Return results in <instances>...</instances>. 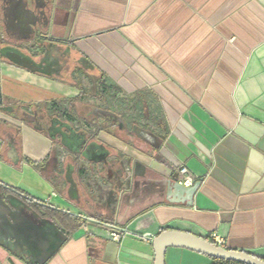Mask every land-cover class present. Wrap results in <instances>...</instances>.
<instances>
[{
  "label": "crops",
  "instance_id": "1",
  "mask_svg": "<svg viewBox=\"0 0 264 264\" xmlns=\"http://www.w3.org/2000/svg\"><path fill=\"white\" fill-rule=\"evenodd\" d=\"M0 95V264L64 237L44 264H154L167 230L264 259V0H0ZM166 264L216 262L170 248Z\"/></svg>",
  "mask_w": 264,
  "mask_h": 264
},
{
  "label": "water",
  "instance_id": "2",
  "mask_svg": "<svg viewBox=\"0 0 264 264\" xmlns=\"http://www.w3.org/2000/svg\"><path fill=\"white\" fill-rule=\"evenodd\" d=\"M7 58L16 65L34 72H41V67L39 65L35 64L31 59L23 57L16 52H8ZM3 104V98L0 95V105L2 106ZM51 230L55 234L60 233L55 225H52ZM66 240V237H64L63 240L58 239V242L54 245L53 251L45 258V260H48L53 252H55ZM153 248L155 252L154 264H166V254L167 250L170 248L187 249L212 259L223 260L237 264H264V259L255 255L246 253L244 251L230 250L225 247H220L207 241L206 238L197 237L190 233H184L180 231H163L153 239ZM45 260L37 262L33 259L32 263L44 264Z\"/></svg>",
  "mask_w": 264,
  "mask_h": 264
},
{
  "label": "trees",
  "instance_id": "3",
  "mask_svg": "<svg viewBox=\"0 0 264 264\" xmlns=\"http://www.w3.org/2000/svg\"><path fill=\"white\" fill-rule=\"evenodd\" d=\"M103 85V88H104V91L100 94L101 95V98L106 100L107 97H109V93H112L114 88L113 87H110V86H107L105 84H102ZM81 99H82V95H81ZM80 101V99H79ZM109 103H111V101H108ZM15 105H19V103H15ZM22 106V109L28 113V114H33L34 111L36 110H44L46 112V114H48L49 116L53 115L54 112H52L50 110V104L48 103H44V104H39V105H21ZM53 106H57L58 109H59V113L61 117H63L66 113V110L63 106L62 103H53ZM68 114H70V116H76V110H75V107L74 106H71V109L70 111H68ZM77 120L80 122V123H85L87 126H89L90 128H96V130H101V131H108L110 132L113 136H117V134L115 133V126L113 124L110 123V125H101L98 127L97 124L93 125L92 123L90 122H87V121H82V119L80 117H77ZM3 187L2 183H0V189ZM19 198H21L24 202H26L32 209H34L35 211L39 212L41 214L42 217H52L54 216L55 212L52 211V210H46L45 213H42L41 210L42 208L40 207V204L33 200V199H30L29 197H27L26 195H24L23 193L19 192V191H13ZM207 241L211 242V243H214V241L210 240V239H207ZM215 244V243H214ZM216 264H237V263H233V262H228V261H223V260H216L214 259Z\"/></svg>",
  "mask_w": 264,
  "mask_h": 264
},
{
  "label": "built area",
  "instance_id": "4",
  "mask_svg": "<svg viewBox=\"0 0 264 264\" xmlns=\"http://www.w3.org/2000/svg\"><path fill=\"white\" fill-rule=\"evenodd\" d=\"M178 183L181 184V185H192L193 182H194V179L193 177L190 175V173L188 172L187 168L185 167H181L179 170H178V179H177ZM112 237L114 239H117V240H120L121 238V235L118 234V233H112L111 234ZM210 239L212 241H214V243L217 245V246H220V247H224V241L222 238L219 237V235H217V233H213L211 236H210Z\"/></svg>",
  "mask_w": 264,
  "mask_h": 264
},
{
  "label": "flooded vegetation",
  "instance_id": "5",
  "mask_svg": "<svg viewBox=\"0 0 264 264\" xmlns=\"http://www.w3.org/2000/svg\"><path fill=\"white\" fill-rule=\"evenodd\" d=\"M43 126L56 140H59L61 143L64 142L65 144H69L65 136L67 129L53 123L43 124Z\"/></svg>",
  "mask_w": 264,
  "mask_h": 264
},
{
  "label": "rangeland",
  "instance_id": "6",
  "mask_svg": "<svg viewBox=\"0 0 264 264\" xmlns=\"http://www.w3.org/2000/svg\"><path fill=\"white\" fill-rule=\"evenodd\" d=\"M90 93L91 94H95L96 93V90L95 88H90ZM101 104V103H100ZM92 107H97L99 105V103L97 101H93L91 104H90ZM32 123H35V124H38V125H42L45 123V119L43 116H40V117H36V120L33 121ZM144 130V129H143ZM146 131L150 132V133H153V130L152 129H147ZM138 141H140L141 144H144L146 145V147L148 146V142L144 141L143 139H138ZM56 150H59L60 147H59V144L56 145ZM90 185H97L95 182H93L92 184ZM31 259H33V257H30Z\"/></svg>",
  "mask_w": 264,
  "mask_h": 264
}]
</instances>
